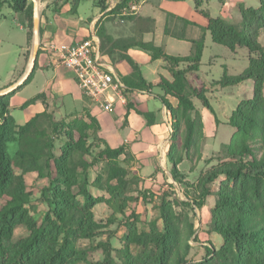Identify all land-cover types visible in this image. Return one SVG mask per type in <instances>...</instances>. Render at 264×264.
Returning <instances> with one entry per match:
<instances>
[{
  "label": "trees",
  "instance_id": "obj_1",
  "mask_svg": "<svg viewBox=\"0 0 264 264\" xmlns=\"http://www.w3.org/2000/svg\"><path fill=\"white\" fill-rule=\"evenodd\" d=\"M87 1L64 0V4L70 6L69 14L76 16L80 5ZM92 1L102 11L106 10L107 0ZM204 1L195 0V6L197 12L208 20V27L200 28L201 35L191 41L189 57H171L152 44L136 38L122 41L109 37L103 30L100 40L102 54L108 56L118 70L120 65L125 66L120 75L128 88L126 94L152 88L142 77L138 64L128 55L129 49L139 48L154 60L162 59L170 65L167 68L173 80L161 77L158 87L165 97L179 102L174 108L165 97L161 98L173 119L168 163L175 179L185 160L193 163L196 156L198 163L203 158L199 150L200 142L206 140L204 124L193 100L197 99L214 113L207 86L198 75L206 34H211L216 45L232 52L239 48L248 50L249 66L241 75L230 76L225 69L220 81L213 83L214 87L226 88L253 82V97L241 102L230 118L229 125L236 132L224 147L227 162L202 173L197 185L191 187L195 191L191 203L198 209L209 197L215 198L210 227L222 236L224 243L219 251L207 247L204 261L190 263L189 243L194 236L193 227L188 222L184 225L176 223L173 208L164 200L160 205L162 226L154 225L148 232L128 235L119 264H264V46L260 42V37L264 36V0L259 1L257 9L238 6L240 22L211 17L202 9ZM55 2L58 6L62 0ZM131 3L138 4V0L122 1L116 13ZM4 4L13 9L18 20L33 16L34 23V0H0V10ZM61 7L52 13L61 15ZM136 23L145 25L148 30L153 22L138 19ZM40 34L42 36V30ZM39 55L26 82L0 97V199L6 200L0 211V264H92L77 245L98 229L92 210L99 200L88 191V172L98 164H105L106 179L101 180L103 175L100 176L93 186L108 194L110 207L125 212L133 200L128 191L129 171L121 166L120 158L127 153L129 144L111 147L100 135L98 120L90 113L75 119L61 131L54 129L51 135L40 127V122L47 116L46 111L26 125L18 126L10 115V101L34 80ZM43 98L41 94L25 107ZM144 116L148 117L147 114ZM55 137H62L65 141L59 156L54 153ZM15 142L20 143V150L11 156L9 145ZM32 170L38 178L48 179L53 197L50 214L41 223L31 217L27 208L31 193L25 177ZM221 177L225 181L215 189L213 185ZM81 197L84 201L80 200ZM18 226L27 227L30 235L12 247H6L5 242L13 239ZM132 246L141 251L133 254ZM104 264L114 262L106 260Z\"/></svg>",
  "mask_w": 264,
  "mask_h": 264
},
{
  "label": "rangeland",
  "instance_id": "obj_2",
  "mask_svg": "<svg viewBox=\"0 0 264 264\" xmlns=\"http://www.w3.org/2000/svg\"><path fill=\"white\" fill-rule=\"evenodd\" d=\"M56 0H39V15H40V32L44 33L46 23L53 20L54 14L52 13L57 7L63 9L64 0L57 3ZM109 0L106 1L108 3ZM186 5V15L192 16L195 11L194 0H183ZM251 8L257 9L260 4L258 0H246ZM141 3V0H138ZM152 2H147L149 4ZM118 5L112 13H109L105 18H101L100 25L98 24L97 34L100 37V32L105 31L106 35L124 41L133 37L129 30V18L122 17L121 8L118 13L116 10ZM97 4L92 1L84 2L81 5V13L87 16H92L96 11ZM208 10L213 17H219L221 10V0H205L204 7ZM26 17V16H25ZM199 17V16H198ZM125 19V21H123ZM205 21L204 18H201ZM229 21L240 22V16L237 9ZM173 27H177L176 21L172 19ZM96 31V30H95ZM43 36V34H42ZM40 34V39L42 38ZM260 42L264 46V36L260 37ZM34 45V24L33 16L29 18L22 17L21 21L18 20L15 12L8 4H4L0 10V90L13 84L22 73L25 63L30 59L33 52ZM238 56L234 55L229 49L216 45L211 37L208 40L206 54L201 66L200 76L206 81L208 89V98L214 104L221 118H230L231 110L235 108L238 101L248 100L251 96L249 90L244 89H225L224 92L227 97L222 100L217 99L218 95L213 91V81L218 80L225 68L222 66L227 63L231 66V72H240L239 70L247 65V57L244 51L246 49H239ZM41 47L39 46V53ZM215 56H221L217 59L218 63L212 68L211 63L216 59ZM227 60L228 62H226ZM168 66H170L168 64ZM183 67V66H182ZM238 68H240L238 70ZM238 70V71H235ZM52 77L51 72L37 70L35 78L28 86L19 92L18 97L10 106V114L15 118L19 125H24L28 118H32L40 108L38 103L26 109H20L17 104L26 103L27 101L36 98L43 93L44 98L39 102L44 106L47 116L40 122V127L44 133L50 134L54 129L66 127L71 124L75 119L83 118L86 114L91 113V104L88 99L82 97L81 103L76 104L69 98L65 99L52 94H46L50 87L48 86L49 80ZM233 89V90H232ZM155 93L162 94L158 89ZM250 98V97H249ZM196 104L202 107V103L198 100ZM43 111V112H44ZM57 125L54 127V125ZM235 131L229 124L220 125L219 133L215 138L200 142L199 153L203 158L201 162H194L185 160V163L179 168V174L176 179L170 172L166 174L161 171L158 166V173L151 176H143L142 169L144 163L138 159L132 152V145L125 155L120 158L121 166L129 171L130 184L128 186L129 197L132 202L126 208L125 212H119L115 208L110 207L107 203L109 196L103 190L93 186V183L101 177L105 180L104 173L105 164H98L88 172L89 193L98 201L93 208L94 222L98 225V229L88 239H82L78 242V248L84 250L87 259L92 264H104L107 261L119 264L120 253L124 252L126 245V238L131 233L148 232L151 227L162 226L160 205L162 201L166 200L171 205L175 214V222L184 225L186 222L191 224L194 230L193 239L189 245L191 247L188 261L190 263H198L206 259V248H213L219 251L223 246V238L216 232H213L211 226V211L215 208V198L209 197L204 202V206L198 209L193 206L191 199L195 195L194 189L199 181L202 173L210 172L217 168L219 164L227 162L224 147L230 142L232 133ZM55 132V131H54ZM184 133V130H183ZM52 135H56L53 133ZM54 153L59 156L61 148L64 146V139L62 137H55ZM92 141L89 143L91 144ZM89 144V145H90ZM214 147L212 149V146ZM94 149V148H93ZM92 149V150H93ZM20 150V143L15 142L9 145V153L15 156ZM160 161V160H159ZM160 164V163H159ZM167 164V162H166ZM26 182L29 184L31 193V203L28 205V210L31 217L37 222H43L48 214H50L53 205V197L50 192L48 179L38 178V174L32 170V173L25 177ZM82 178V182H83ZM225 181L224 177L219 178L213 187L215 189L220 187V184ZM81 201L84 199L81 197ZM5 199H0V211L5 205ZM30 231L25 226H18L15 229L13 239L10 242H5L6 247H12L21 240L27 238ZM140 248L135 246L131 247L133 254H138ZM211 259V258H210ZM1 261V259H0Z\"/></svg>",
  "mask_w": 264,
  "mask_h": 264
},
{
  "label": "crops",
  "instance_id": "obj_3",
  "mask_svg": "<svg viewBox=\"0 0 264 264\" xmlns=\"http://www.w3.org/2000/svg\"><path fill=\"white\" fill-rule=\"evenodd\" d=\"M92 2L94 3V1ZM147 2L152 3L146 4ZM81 5L76 16H71L69 14L71 9L69 5L64 6L61 15H54L53 20L43 26L45 31L42 38L40 39L41 52L38 58L37 70L52 73V77L49 80L50 84H48L50 90L44 93L52 94L65 99L69 98L76 104L81 103L82 97L88 99L91 104L90 114L98 120L101 126L100 135L108 141L111 147L117 148L124 144H129L130 146L132 145V152L144 163L142 169L143 176H151L154 173H158V175H160L158 172V166H160L162 172L167 174L169 172L168 153L171 148L170 138L173 131V119L171 114L162 104L161 98L165 97V94L162 89L158 87V85L161 81V77H164L169 81L173 80L167 68L168 64L162 59L154 60L149 53L139 48L129 49L128 55L136 62V64H138L142 77L147 84L152 86V88L149 90H136L133 93L126 94L125 100L118 102L116 110L113 113H106L95 106V104L89 98L85 97L77 84L74 73L68 69L57 66L50 57V54L43 49L42 45L46 41L53 43L56 47L62 49L68 48L73 43L80 42L88 38L92 35V33H97L98 24L100 25L102 18L101 8L96 7V11L92 14V16H87L81 13ZM130 5H137L138 7L137 11L132 16H130V18L128 17V23L130 25L129 30L133 36L131 39L136 38L137 40L143 41L146 44H152L156 48L163 49L164 52L171 57H189L192 51L191 41L201 35L200 28L208 27V20L197 12L196 6L192 16L186 15L187 13L185 9L187 7L184 5L183 0H141V3H131ZM240 5L245 6L246 8H251L248 6L246 0H221V10L219 17H213L208 10H205L204 8L202 9L208 12L213 18H223L228 20V17L231 18L235 9L238 10V6ZM170 17H174V21L178 22L177 27H173L172 18L170 19ZM201 18H204L205 21H202ZM138 19L151 20L153 23H151L149 29L147 30L145 25H137L136 21ZM123 21H125V19ZM210 37L211 34L208 32L206 34L205 50L201 66L203 65V60ZM239 49L242 50L245 48ZM239 49L233 52L234 55L238 56ZM244 52L247 57V65L243 66L241 69L238 68V70L240 69V72L232 73L231 69L234 70L236 68H231V66L227 63L222 66V68L224 67L227 70V73L230 76H239L248 68L250 54L248 50ZM215 57L216 59L214 62L210 64L212 68L216 63H218L216 60L221 58V56ZM225 61L228 62L227 60ZM29 65L30 59L25 63V67L18 79L13 84H10L0 91H5L17 83L27 72ZM115 69L122 80L120 72L123 73L125 66L120 65L119 70L116 67ZM199 73V77L206 84V81L203 80ZM223 75L224 70L221 74V77L218 80L213 81L212 84L214 82L220 81ZM213 88V91L218 95L217 99L220 100H222L223 97H227L224 90L228 88L244 90L248 89L249 93H251V96H249L250 98L248 97V100L253 97L252 81H248L233 87L223 88L217 86ZM156 89L160 90L162 94L160 95L155 93ZM19 92L11 99L10 106L18 97ZM165 98L172 104L174 108L178 107L179 102L177 99L169 96H166ZM196 100L197 99H194L193 102L201 114L204 124V135L207 141H209L211 138H215L216 135H218L220 125L229 124L233 112L241 102L245 101H238L236 106H234L235 108L231 110L230 118L226 117L225 120H223L220 116L222 112L218 113L212 102L210 103L214 113L203 106H198L195 102ZM29 101L24 104H17V107H20V109H26L32 106L31 104L25 107ZM36 103L40 105L38 112L34 114L32 118H28L24 125L30 122L36 115L43 113L44 106L39 101ZM145 114H147L148 117L144 116ZM149 122H151V124ZM17 125L24 126L19 125L18 123ZM235 132L236 130L232 133V135H234ZM210 146L212 145L210 144ZM212 149H214L213 146ZM184 163L185 161L179 166V168Z\"/></svg>",
  "mask_w": 264,
  "mask_h": 264
},
{
  "label": "built area",
  "instance_id": "obj_4",
  "mask_svg": "<svg viewBox=\"0 0 264 264\" xmlns=\"http://www.w3.org/2000/svg\"><path fill=\"white\" fill-rule=\"evenodd\" d=\"M123 0H109L102 18L112 13ZM137 5L125 8L122 17L132 16ZM43 49L50 54L53 62L60 67L72 71L78 86L85 97L106 113H113L119 101L125 100L128 90L116 72L114 63L102 54L101 40L97 33L73 43L68 48L59 49L55 44L44 42Z\"/></svg>",
  "mask_w": 264,
  "mask_h": 264
},
{
  "label": "water",
  "instance_id": "obj_5",
  "mask_svg": "<svg viewBox=\"0 0 264 264\" xmlns=\"http://www.w3.org/2000/svg\"><path fill=\"white\" fill-rule=\"evenodd\" d=\"M38 2L39 0H34V23H33L34 24V45H33V52L31 56L29 68L27 72L23 75V77L17 83H15L13 86H11L9 89L5 91H0V97L22 86L34 70V66H35L36 59L38 57L39 46H40V15H39L40 7H39Z\"/></svg>",
  "mask_w": 264,
  "mask_h": 264
},
{
  "label": "bare ground",
  "instance_id": "obj_6",
  "mask_svg": "<svg viewBox=\"0 0 264 264\" xmlns=\"http://www.w3.org/2000/svg\"><path fill=\"white\" fill-rule=\"evenodd\" d=\"M41 8V7H40Z\"/></svg>",
  "mask_w": 264,
  "mask_h": 264
}]
</instances>
